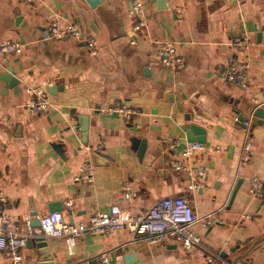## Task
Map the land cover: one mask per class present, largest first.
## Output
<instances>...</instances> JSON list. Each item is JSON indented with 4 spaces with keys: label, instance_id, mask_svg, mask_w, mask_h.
<instances>
[{
    "label": "crops",
    "instance_id": "1",
    "mask_svg": "<svg viewBox=\"0 0 264 264\" xmlns=\"http://www.w3.org/2000/svg\"><path fill=\"white\" fill-rule=\"evenodd\" d=\"M142 1L146 24L134 35L131 0H99L95 6L86 0H0V41L22 45L19 54L0 60V78L11 68L19 81L7 87L0 79L4 212L23 227L32 209L41 218L57 202L65 220L82 223L113 204L139 215L159 198L183 196L199 219L194 230L202 247L187 252L171 239L154 243L124 228L84 233L72 253L63 239L46 238L47 255L56 264L101 254L109 264H206L208 255L222 264L239 258L264 264V200L248 191L251 178L264 176V119L252 126L251 159L237 171L239 118L264 107V0ZM53 21L76 24L93 38L97 54L74 39L43 40ZM165 41L183 58L179 69L164 67L155 53ZM229 58L249 63L245 87L219 78ZM46 84L56 87L49 93L52 105L31 114L27 89ZM117 103L134 115L125 120L102 112ZM82 125L87 145L81 142ZM192 125L205 133V149L184 161L191 170L206 168L196 190L189 189L194 176L174 168L180 149L169 147L170 139L195 141ZM93 153L102 162L94 163ZM88 161L94 165L92 181L75 180ZM126 188L140 197L123 198ZM36 252L25 243L22 264H35ZM0 264H9L4 251Z\"/></svg>",
    "mask_w": 264,
    "mask_h": 264
},
{
    "label": "built area",
    "instance_id": "2",
    "mask_svg": "<svg viewBox=\"0 0 264 264\" xmlns=\"http://www.w3.org/2000/svg\"><path fill=\"white\" fill-rule=\"evenodd\" d=\"M32 3L34 0H17ZM132 9L130 16L133 20L132 32L134 35L142 30L146 24L144 4L142 0H131ZM43 40L50 39H74L81 41L89 49L92 55L97 54L95 42L90 35H85L74 23L60 25L53 21L43 32ZM135 40L132 39V43ZM241 44H245L242 42ZM22 51V45L18 41H0V60L9 55H17ZM155 53L164 67L172 70L183 66L184 60L178 54L176 45L171 41L158 43ZM249 68L247 61L229 58L227 63L220 69L219 78L226 83H233L245 87L249 82ZM27 92L31 98L27 104L31 114L45 112L51 107V96L47 91V84L43 86L29 87ZM102 112L116 113L125 120H129L135 113L134 109L124 103H117L107 107ZM252 112L240 121L242 126V140L238 158L237 171L247 164L252 155L251 122ZM170 149H180L181 158L174 164V168L192 174L194 179L190 182L189 189L196 190L202 183L206 174V168L199 166L191 170L185 160L194 151H202L205 145L197 141H186L170 139ZM217 152V148H209ZM94 165L91 161L86 162L81 169V175L75 180L92 181ZM248 191L254 198L264 200V176L253 177L249 182ZM125 199L139 198L140 195L133 189L126 188L121 195ZM6 197L0 186V251L9 256V264H22L23 257L21 248L28 238H61L65 241L69 253H72L76 240L84 233L97 234L128 229L137 235L144 236L150 242H160L171 239L179 243L185 251H191L195 247H202L201 236L194 230V225L199 219L194 212L191 203L183 196H172L157 199L152 206L142 214L132 215L113 204L105 212H94L86 222L74 223L65 220L61 211L49 212L40 219L39 227H32L30 220H26L23 227L14 225L12 218L4 212L3 206ZM71 202L68 203V206ZM248 217V216H247ZM211 222L203 221L202 225L207 227ZM213 256H206V264H222ZM79 264H109L107 254L86 258ZM246 264V263H240Z\"/></svg>",
    "mask_w": 264,
    "mask_h": 264
},
{
    "label": "water",
    "instance_id": "3",
    "mask_svg": "<svg viewBox=\"0 0 264 264\" xmlns=\"http://www.w3.org/2000/svg\"><path fill=\"white\" fill-rule=\"evenodd\" d=\"M91 6H95L96 4L99 3V0H86ZM5 83L7 87H14L15 85L18 84V79H16V77H14L12 75V70L11 68H7V72L1 75V78ZM56 89V87H50L49 89H47L48 93L52 94L54 93V90ZM253 117H252V122H251V128L254 125L255 121L257 118L260 119H264V107H255L252 111ZM242 116L239 118V121L242 120ZM191 132L195 135V141L199 142V143H205V133L204 130L198 126L192 125L190 127ZM81 132L83 133V137L81 138V142L84 145H87L86 142V136H87V128L86 126L82 125L81 127ZM143 143V142H142ZM143 145V144H142ZM56 148L60 151V143H56L55 144ZM143 151V146H141L139 148V154L141 155ZM93 162L97 163V162H102V157L97 154V153H93ZM238 184L239 182L235 185L234 189L232 190L231 193V198L228 201V203L230 204L232 202V199L238 189ZM32 209V208H31ZM49 212H56V211H61L62 210V206L60 203H52L48 206ZM36 212L32 209L30 215L33 216L32 219H30V225L32 227H39L40 226V219L38 217H36ZM26 243L28 244V246L30 247H34L37 249V259L35 261V264H56L54 261H52L50 259V257L47 255V253L49 252L48 249V242L46 240V238L44 237H34V238H28L26 240ZM221 258L224 259L225 255L221 254ZM240 259H237L235 261L230 262L229 264H240Z\"/></svg>",
    "mask_w": 264,
    "mask_h": 264
}]
</instances>
